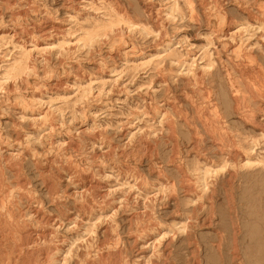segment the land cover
Wrapping results in <instances>:
<instances>
[{"label": "rangeland", "instance_id": "rangeland-1", "mask_svg": "<svg viewBox=\"0 0 264 264\" xmlns=\"http://www.w3.org/2000/svg\"><path fill=\"white\" fill-rule=\"evenodd\" d=\"M263 99L264 0H0V264H264Z\"/></svg>", "mask_w": 264, "mask_h": 264}, {"label": "bare ground", "instance_id": "bare-ground-1", "mask_svg": "<svg viewBox=\"0 0 264 264\" xmlns=\"http://www.w3.org/2000/svg\"><path fill=\"white\" fill-rule=\"evenodd\" d=\"M259 81H260V79H259ZM256 90V89H255ZM259 94V93H258ZM260 96H261V94H259ZM264 100V99H263ZM253 106H255V102H254V104H253ZM260 106V105H259ZM257 107V106H256ZM256 125V124H255ZM218 147H220V146H218ZM234 151V150H233ZM231 149H230V151H228V152H226V153H224V155H226V156H224L225 157V159L227 160V161H230V160H235V157H237L238 156V154H236V153H234ZM89 188V187H88ZM90 189V188H89ZM72 193V192H71ZM74 194V193H73ZM72 195V194H71ZM75 195V194H74ZM82 195V194H81ZM35 213V212H34ZM185 238H187V236H185ZM192 254V253H191ZM190 254V256L192 257V255ZM194 263V262H193Z\"/></svg>", "mask_w": 264, "mask_h": 264}]
</instances>
